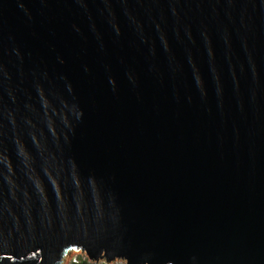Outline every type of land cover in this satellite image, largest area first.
Listing matches in <instances>:
<instances>
[{
	"label": "water",
	"instance_id": "obj_1",
	"mask_svg": "<svg viewBox=\"0 0 264 264\" xmlns=\"http://www.w3.org/2000/svg\"><path fill=\"white\" fill-rule=\"evenodd\" d=\"M264 264V0H0V264Z\"/></svg>",
	"mask_w": 264,
	"mask_h": 264
},
{
	"label": "rangeland",
	"instance_id": "obj_2",
	"mask_svg": "<svg viewBox=\"0 0 264 264\" xmlns=\"http://www.w3.org/2000/svg\"><path fill=\"white\" fill-rule=\"evenodd\" d=\"M79 253H80L79 251L71 252L70 255H68L66 257V259L64 260L63 264H69L75 256L79 255ZM98 264H106V263H105V261H100ZM108 264H126V263L124 261H122V260H116L113 263H108Z\"/></svg>",
	"mask_w": 264,
	"mask_h": 264
},
{
	"label": "trees",
	"instance_id": "obj_3",
	"mask_svg": "<svg viewBox=\"0 0 264 264\" xmlns=\"http://www.w3.org/2000/svg\"><path fill=\"white\" fill-rule=\"evenodd\" d=\"M69 264H97V263L89 262L88 259H85L81 255H78L75 257V260L71 261Z\"/></svg>",
	"mask_w": 264,
	"mask_h": 264
},
{
	"label": "built area",
	"instance_id": "obj_4",
	"mask_svg": "<svg viewBox=\"0 0 264 264\" xmlns=\"http://www.w3.org/2000/svg\"><path fill=\"white\" fill-rule=\"evenodd\" d=\"M72 252V251H71ZM70 252V253H71ZM80 253H79V255H81L82 257H84L85 259H88V261H89V258H88V256H86V253H84L83 252V255L81 254L82 253V251H79ZM68 256V255H67ZM78 256V255H77ZM76 257V256H75ZM75 257L72 259V261H74L75 260ZM65 259H66V257H65ZM90 262V261H89ZM93 263H96V262H93ZM99 262H97V264H98ZM106 263V262H105Z\"/></svg>",
	"mask_w": 264,
	"mask_h": 264
}]
</instances>
